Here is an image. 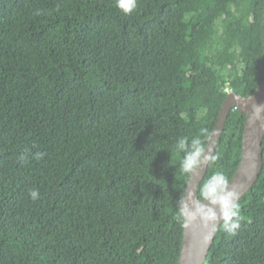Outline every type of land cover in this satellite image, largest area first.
<instances>
[{
  "label": "trees",
  "instance_id": "16d2710c",
  "mask_svg": "<svg viewBox=\"0 0 264 264\" xmlns=\"http://www.w3.org/2000/svg\"><path fill=\"white\" fill-rule=\"evenodd\" d=\"M264 77V0H0V264H177L182 137ZM232 109L199 186L239 164ZM207 143V142H206ZM262 168L205 264H264ZM42 154L37 158V154ZM38 189L33 201L28 193Z\"/></svg>",
  "mask_w": 264,
  "mask_h": 264
},
{
  "label": "clouds",
  "instance_id": "9594fccd",
  "mask_svg": "<svg viewBox=\"0 0 264 264\" xmlns=\"http://www.w3.org/2000/svg\"><path fill=\"white\" fill-rule=\"evenodd\" d=\"M115 3L124 15H131L137 7V0H115ZM250 118L264 121V105H253ZM215 135V130L202 127L199 135L191 139L182 137L177 141L176 151L183 154L179 164L182 175L190 178L200 168L207 167L209 163L214 164L219 159L212 154L211 147H206V142L210 143ZM41 155L38 153L37 158ZM28 195L33 201L40 197L39 190L35 188ZM176 220L184 227L199 220L207 230L203 237L205 244L211 241L220 225L224 231L234 235L241 226L239 193L229 187L225 173L216 170L199 186L196 199H185L178 204Z\"/></svg>",
  "mask_w": 264,
  "mask_h": 264
},
{
  "label": "water",
  "instance_id": "95a60500",
  "mask_svg": "<svg viewBox=\"0 0 264 264\" xmlns=\"http://www.w3.org/2000/svg\"><path fill=\"white\" fill-rule=\"evenodd\" d=\"M253 105H264V77L255 91L246 97H241L234 92L226 94L213 128L216 135L210 143H206V147H211L213 153L228 113L232 109H237L240 113L245 114L239 164L229 180V187L239 193V200L254 185L262 168L261 145L264 136V121H253L250 118ZM207 167L200 168L195 175L188 179L181 201L197 198V187L204 178ZM206 231L199 220L192 222L188 227L183 226L177 264H205L206 256L215 235L214 233L211 241L205 244L203 237Z\"/></svg>",
  "mask_w": 264,
  "mask_h": 264
},
{
  "label": "built area",
  "instance_id": "2783aa9c",
  "mask_svg": "<svg viewBox=\"0 0 264 264\" xmlns=\"http://www.w3.org/2000/svg\"><path fill=\"white\" fill-rule=\"evenodd\" d=\"M225 92L229 93V92H231V89L227 86V87L225 88Z\"/></svg>",
  "mask_w": 264,
  "mask_h": 264
}]
</instances>
